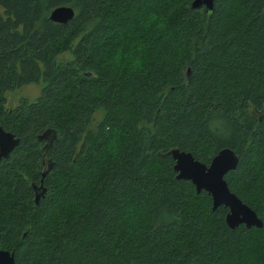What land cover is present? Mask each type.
I'll list each match as a JSON object with an SVG mask.
<instances>
[{"label":"trees","instance_id":"trees-1","mask_svg":"<svg viewBox=\"0 0 264 264\" xmlns=\"http://www.w3.org/2000/svg\"><path fill=\"white\" fill-rule=\"evenodd\" d=\"M191 1L0 0V126L19 139L0 159V248L16 264H264V0ZM61 5L66 23L49 18ZM172 148L206 165L232 149L225 179L263 225L230 228Z\"/></svg>","mask_w":264,"mask_h":264},{"label":"water","instance_id":"water-1","mask_svg":"<svg viewBox=\"0 0 264 264\" xmlns=\"http://www.w3.org/2000/svg\"><path fill=\"white\" fill-rule=\"evenodd\" d=\"M215 0H192L191 8L203 7L209 12L213 8ZM75 14L71 6L61 5L50 11L49 18L57 23H66ZM46 137V133L42 135ZM19 139L11 132L0 126V159L7 158L13 148L18 144ZM168 154L174 160V170L177 178L189 180L194 185L197 192L206 191L212 200L213 209L220 205L228 208L225 221L230 228H235L244 224L250 228L252 226L261 227L262 220L256 212L245 204L236 194H234L225 179V175L234 170L238 164V156L230 148L219 150L206 165L194 158L190 152L172 148ZM35 189V202L37 203L45 189L33 185ZM0 264H16L14 255L9 250L0 248Z\"/></svg>","mask_w":264,"mask_h":264},{"label":"rangeland","instance_id":"rangeland-1","mask_svg":"<svg viewBox=\"0 0 264 264\" xmlns=\"http://www.w3.org/2000/svg\"><path fill=\"white\" fill-rule=\"evenodd\" d=\"M57 58L58 60H70L72 56L69 52H65L58 55ZM44 85V80L40 78L36 83L27 84L6 92V107L15 108L23 99L28 102L34 101L39 96Z\"/></svg>","mask_w":264,"mask_h":264}]
</instances>
